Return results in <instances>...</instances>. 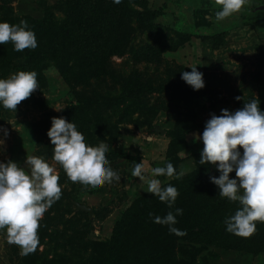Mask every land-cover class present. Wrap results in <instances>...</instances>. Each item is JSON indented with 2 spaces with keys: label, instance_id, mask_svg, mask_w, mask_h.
<instances>
[{
  "label": "rangeland",
  "instance_id": "rangeland-1",
  "mask_svg": "<svg viewBox=\"0 0 264 264\" xmlns=\"http://www.w3.org/2000/svg\"><path fill=\"white\" fill-rule=\"evenodd\" d=\"M73 1L0 0V22L19 25L26 21L38 44L23 51H15L11 41L0 44V79L35 71L39 85L16 111L0 105V129L7 130L6 136L0 131V162L11 160L27 171V156H42L55 167L62 188L61 198L39 221L40 244L35 252L21 255L18 245L7 242L6 229L0 230V264H108L109 249L121 245L124 250L129 246L126 250L140 264H264V223L257 221L256 232L247 238L226 231L224 221L241 207L238 201H230L213 218H204L211 209L206 203L208 191L219 195L210 177L220 173L216 165L199 163L204 145L197 139L211 115H221L222 109L235 112L257 98L264 111V0H248L238 13L220 21L216 12L222 6L216 0H142L159 11L153 24L163 40L171 45L182 43L174 52L163 53L158 63L138 62L158 33L153 30L150 37L132 22L135 31L128 49L122 56H110L105 64L98 62V68L77 48L70 51L71 58L63 60L57 40L52 53L46 49L49 30L64 27ZM39 47L45 50L40 53ZM195 66L205 82L200 90L181 79L183 71L191 72ZM131 71L142 78L152 76L148 80L152 90L140 100L142 113L127 109L129 102L123 95V80ZM163 86L167 90L159 89ZM188 102L193 106L190 114L185 108ZM53 117L76 124L88 145H107L106 158L120 181L99 187L72 182L53 159L54 145L47 135ZM177 128L182 132L175 136ZM140 162L148 178L161 180L162 187L177 188L173 207L159 202L156 216L183 209L174 226L186 235L171 234L167 225L153 222L154 216L138 229L135 222L130 223L131 230L120 229L118 223L130 204L150 194L147 183L131 174ZM168 162L177 172L183 168L185 174L179 179L151 176V169ZM229 175L236 178L235 171ZM208 227L214 231L210 236ZM162 250L174 258L157 259ZM129 263L128 257L116 260V264Z\"/></svg>",
  "mask_w": 264,
  "mask_h": 264
},
{
  "label": "clouds",
  "instance_id": "clouds-1",
  "mask_svg": "<svg viewBox=\"0 0 264 264\" xmlns=\"http://www.w3.org/2000/svg\"><path fill=\"white\" fill-rule=\"evenodd\" d=\"M113 2L118 4L120 0ZM216 3L222 6L216 12V19L220 21L238 13L248 0H216ZM9 41L15 51L38 46L35 33L23 20L19 25L0 22V44ZM191 69V72L183 71L181 79L194 90L204 88L203 73L197 70V66ZM38 88L35 71L13 73L7 79H0V105L16 111L17 105ZM259 105L260 101L254 98L235 112L222 109L221 115L212 114L202 135L197 137L204 145L199 163L216 165L220 173L219 177H210L218 186L219 195L241 205L224 221L226 231L245 238L256 232L257 221L264 223V111ZM0 131L7 135L6 129ZM47 135L54 145V161L63 167L72 182L99 187L114 180L120 181V175L109 166L106 158L107 145H88L73 122L64 117H53ZM2 144L3 140H0ZM239 148L243 149L242 153ZM26 164L29 166L27 171L11 160L0 162V230L6 229L7 242L18 245L20 254L25 256L37 250L40 244L39 221L62 194L59 175L44 157L27 156ZM233 171L236 178H230ZM131 174L147 183L148 193L169 208L173 207L179 195L175 186L162 187L161 180L148 178L143 162L136 163ZM184 174L183 168L177 172L171 162L151 169L152 177L175 176L179 179ZM182 214L183 209L176 208L175 214L169 211L164 217L154 216L153 222L167 225L171 234L183 236L187 233L174 226L176 216Z\"/></svg>",
  "mask_w": 264,
  "mask_h": 264
},
{
  "label": "trees",
  "instance_id": "trees-1",
  "mask_svg": "<svg viewBox=\"0 0 264 264\" xmlns=\"http://www.w3.org/2000/svg\"><path fill=\"white\" fill-rule=\"evenodd\" d=\"M132 5L137 6L140 10L131 9ZM72 6L73 11L64 22V27L58 30L53 29L54 31L49 30L48 40L50 43H47L48 48L46 49L52 53L54 47L53 42L55 40L59 41L58 51L64 57L62 58L63 60L71 58L73 55H70L72 53L70 51L73 48H77L78 50H82L87 59L93 60L96 64L95 68H98V62L105 64L108 62L110 56H122L125 49H128L131 40L130 34L135 31L132 28V22L136 24L137 30L147 32L150 37L153 36V30H156L155 32L158 31L153 21L159 17V11L148 8L147 3L142 0H120L118 4L114 3L113 0H74ZM155 36V38L152 37L154 43L142 50V58L139 57L136 59L138 62L158 63L163 53L174 52L177 46L182 43L175 42L172 45L167 44L159 33ZM39 43L43 47L44 43L42 39L39 40ZM60 45H62V50L60 49ZM38 50L42 53L45 49L43 50L39 47ZM1 59L6 61L9 58L2 56ZM25 71L30 72L28 70ZM151 78L152 76L147 75L142 78L134 71H131L129 75L125 76L123 80V95L126 96L125 100L129 102L127 103V105L129 104L127 109L133 110L135 108L134 111H142L139 109V107H142L140 100L144 99L146 92L152 90L148 83V80ZM173 86L171 87L174 88ZM159 89L167 90L165 86ZM189 106V102L185 104L186 112L190 114L189 111L193 106L192 108ZM181 132L182 130L177 128L174 135L177 136ZM198 173L194 175L196 176ZM196 183H198V179L193 182V187H195L194 184ZM200 187L203 192L201 185ZM208 193L206 203H208L207 208L210 206L211 209L207 210L204 216V218L208 217L207 219L213 218L216 214L223 212L230 203V200L220 197L217 193L211 191H208ZM153 198H156V201ZM159 202H161L159 198L151 193L133 201L118 223L120 229L131 230L129 228L131 222H135V229H138L143 223L151 222V217L156 216L160 210L158 209ZM155 205L157 206L156 208ZM150 213L152 214L151 217L149 215ZM128 218L129 220L126 222L125 220ZM145 226H143L142 230ZM212 232L214 231L208 227L207 235L210 236ZM122 247L123 245L115 249H109L110 259L108 264H116L118 257L124 260L128 257L129 261L132 262L129 264H140L139 258L133 256L129 250H126L129 246H126L125 250ZM161 254L162 257L157 258L161 261H169L168 259L170 257L174 258L165 250H162Z\"/></svg>",
  "mask_w": 264,
  "mask_h": 264
},
{
  "label": "water",
  "instance_id": "water-1",
  "mask_svg": "<svg viewBox=\"0 0 264 264\" xmlns=\"http://www.w3.org/2000/svg\"><path fill=\"white\" fill-rule=\"evenodd\" d=\"M161 133H164V132L162 131ZM81 210H83V209H81ZM89 213H90V211H89Z\"/></svg>",
  "mask_w": 264,
  "mask_h": 264
}]
</instances>
